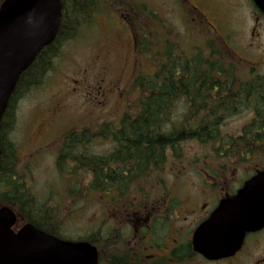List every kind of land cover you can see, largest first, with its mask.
Instances as JSON below:
<instances>
[{
    "label": "flooded vegetation",
    "instance_id": "flooded-vegetation-1",
    "mask_svg": "<svg viewBox=\"0 0 264 264\" xmlns=\"http://www.w3.org/2000/svg\"><path fill=\"white\" fill-rule=\"evenodd\" d=\"M176 2L183 17L186 0ZM243 2L249 7V21L244 42L235 47L225 38L231 43L234 26L230 18L234 17L236 23ZM191 6L192 21L211 25L217 38L231 50L225 55H231L242 67L196 69L195 103L187 105V110L180 106L179 113H189L185 117L191 123H216L215 131L207 135L214 140L211 147L192 149L189 156V149H178L174 154L163 147L160 157H149L146 165L140 166L120 154L118 131L98 133L94 138L100 146L110 145L96 151L102 177L96 181L95 196L88 198L94 201L96 225L71 240L93 247L96 264H264V226L246 233L240 248L224 257L206 258L194 250L192 243L194 231L220 200L264 169V14L251 0H195ZM131 12L136 15L133 7ZM145 14L140 22L148 42L177 40V30L167 25L161 13L156 15L147 9ZM124 24L134 42V30L130 23ZM196 28L200 33L206 31ZM238 48L245 53L242 55ZM205 71L209 78L199 84ZM112 90L104 97L114 96ZM121 118L113 126L119 125ZM135 118L129 116L128 120ZM232 124L237 126L228 130ZM57 139L53 137L52 141ZM62 144L63 137L57 150ZM107 170L113 174L106 176ZM83 182L84 186L92 183H79ZM185 188L187 195H183Z\"/></svg>",
    "mask_w": 264,
    "mask_h": 264
},
{
    "label": "rangeland",
    "instance_id": "rangeland-1",
    "mask_svg": "<svg viewBox=\"0 0 264 264\" xmlns=\"http://www.w3.org/2000/svg\"><path fill=\"white\" fill-rule=\"evenodd\" d=\"M215 1L224 3L226 0ZM137 2L158 15L161 13V17L166 18L167 25L177 30L180 35L178 49L182 53L190 54L195 49L192 45L200 46L207 37L210 40L217 38L211 25L204 22L196 25L192 21L191 5L195 0H186L185 8L182 9L183 17L174 0ZM242 4L236 23L232 21L234 17L230 18V23L234 26L231 43L228 42L229 38H225L228 44L235 47L244 42L249 21V7L245 2ZM107 14L108 16L96 14L89 26L82 27L74 39L63 44L42 83L17 97L14 105L15 122L7 133V138L18 150V167L20 171L25 170L21 174L31 191L42 202L50 196V201L60 210L59 220L63 221L64 237H78L87 229L95 227L97 215L94 201H86L85 198L76 200V195L65 199V194H70L64 189V182L55 165L59 138L56 142L52 138L61 137L69 129L97 126L104 121L116 122L125 112L135 111L141 93L139 87L133 85L134 73L146 76L152 72L158 53L154 54L162 49V45L152 41L146 52L138 53L132 44L129 29L127 32L125 30L124 19L121 17L123 14L118 11ZM155 20L157 19L154 18ZM196 26L207 32L200 33ZM172 41L175 43V40ZM217 45L220 46L219 43ZM238 50L242 55L245 53L242 48ZM172 53L176 54V51L173 50ZM110 90L114 91V96L104 97ZM236 126L237 124H232L228 130H233ZM88 147L96 154V151L108 149L110 145L106 143L105 146H100L94 139ZM184 148L190 150L189 156L193 153L192 149L208 146H199L191 141ZM84 190L86 189L82 188L81 193L86 194ZM187 194L188 189L185 188L183 195ZM71 208L79 210L80 214H73L67 221Z\"/></svg>",
    "mask_w": 264,
    "mask_h": 264
},
{
    "label": "trees",
    "instance_id": "trees-1",
    "mask_svg": "<svg viewBox=\"0 0 264 264\" xmlns=\"http://www.w3.org/2000/svg\"><path fill=\"white\" fill-rule=\"evenodd\" d=\"M61 1V20L57 36L38 53L31 65L19 76L2 116L0 128V205L11 207L23 221L55 235H61L63 231V221L59 220L60 210L50 201V196L42 202L31 191L30 185L22 177L23 170L20 171L18 167V150L7 138V133L15 122L14 105L18 96L42 83L61 46L75 38L82 27L90 24L94 14L109 13L117 8L123 10L130 2V0ZM143 40L144 36L140 34L137 44L142 50ZM225 51L226 49L215 44L213 40H206L191 55L177 56L167 49L162 54V59L158 60V70L153 75L136 77L135 84L141 93L136 111L125 112L118 127L113 126V122H103L98 126L90 125L79 130L67 131L55 163L61 181L64 182V189L66 188L70 194L66 193L65 199L68 200L73 195H76L74 196L76 200L95 196L96 181L101 179L102 174L98 164L99 157L88 146L93 138L99 136L98 133L118 131L120 154L133 158L140 166H145L149 157H160L163 147L173 150L175 154L178 149H183L187 142H196L203 147L210 145L214 140L207 135L215 131L216 123L209 120L199 124L191 123L185 117L190 114L179 113L178 105L187 110V105L190 107V104L195 103L194 93L198 90V84L194 82L196 69L233 68L234 63L223 55ZM176 69L183 71L178 73ZM201 75L203 80L200 79L199 84L205 83V79L209 78V72L205 71ZM181 100L183 102H180ZM129 116L136 118L130 121ZM110 174L113 173L107 170L106 176ZM81 181H92L91 184L83 186L86 194L81 193L82 188L80 189L79 184ZM77 190L80 191L75 192ZM75 213L80 214V211L69 209L66 220L69 221Z\"/></svg>",
    "mask_w": 264,
    "mask_h": 264
},
{
    "label": "water",
    "instance_id": "water-1",
    "mask_svg": "<svg viewBox=\"0 0 264 264\" xmlns=\"http://www.w3.org/2000/svg\"><path fill=\"white\" fill-rule=\"evenodd\" d=\"M252 1L264 14V0ZM61 7V0L0 3V121L21 73L55 39ZM16 221L12 209L0 206V264H96L95 249L86 242L60 239L32 223L14 231ZM263 226L264 169L220 200L194 231L193 248L210 259L228 256L246 232Z\"/></svg>",
    "mask_w": 264,
    "mask_h": 264
},
{
    "label": "bare ground",
    "instance_id": "bare-ground-1",
    "mask_svg": "<svg viewBox=\"0 0 264 264\" xmlns=\"http://www.w3.org/2000/svg\"><path fill=\"white\" fill-rule=\"evenodd\" d=\"M224 116V115H223ZM178 126V125H177ZM220 139V138H219Z\"/></svg>",
    "mask_w": 264,
    "mask_h": 264
}]
</instances>
